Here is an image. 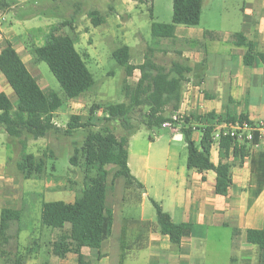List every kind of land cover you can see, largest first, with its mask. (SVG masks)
<instances>
[{"label":"crops","instance_id":"1","mask_svg":"<svg viewBox=\"0 0 264 264\" xmlns=\"http://www.w3.org/2000/svg\"><path fill=\"white\" fill-rule=\"evenodd\" d=\"M19 25L24 32L17 37L0 34V50L8 41L26 67L29 61L36 65L31 56L34 47L26 41L29 30L24 22ZM198 26H176L174 37L165 39L183 40L186 44H201L207 39L201 52L199 47L190 48V53L181 55L185 62L197 67L186 78L178 110L172 116L189 117L198 128L201 124L196 120L211 113L233 119L243 116L251 123L264 122V0H242L237 30H205ZM205 32L209 36L205 37ZM237 33L252 44L255 56L251 65L244 63L246 48L234 44L233 35ZM220 43L227 46L223 52ZM138 79L135 77L136 82ZM8 87L0 74V93L7 92ZM223 124L226 123H217L214 128ZM138 134L128 138L126 147L127 166L135 182L128 185L119 178L109 184L105 202L113 214L112 232L99 249H81L86 259L93 264H124L126 260L135 264H261L259 248L248 243L246 235L248 230H264V151L245 145L247 153L240 159L233 156V147L229 148L222 162L230 164L231 185L223 193L216 191L213 171L187 169L186 144L179 125L152 130L146 145L137 140ZM5 135L0 128L2 145L7 140ZM200 136L195 129L193 141L198 143ZM15 141L16 138L10 140L9 146L6 143V149L15 151ZM162 141L167 142L161 144L165 147L154 148ZM210 161L215 166L220 162L219 141L212 142ZM8 162L11 160L0 163V210H22L21 192V199L3 198L5 185L16 187L6 184L3 176ZM152 201L173 223L191 226L178 245L171 244L169 237L160 232L156 214L151 212ZM58 260L78 264L74 254Z\"/></svg>","mask_w":264,"mask_h":264},{"label":"trees","instance_id":"2","mask_svg":"<svg viewBox=\"0 0 264 264\" xmlns=\"http://www.w3.org/2000/svg\"><path fill=\"white\" fill-rule=\"evenodd\" d=\"M141 4L144 0H131ZM11 7L8 0H0V16ZM202 0H172V16L170 23L152 22L150 36L152 40L171 39L174 37L176 26L186 28L197 27L200 23ZM91 23L98 27L103 18L97 11L89 12ZM151 17V14H150ZM68 25L66 23L63 24ZM59 26H53L44 35L43 43L31 51L33 60L47 65L50 73L58 82L63 97L55 92L44 91L37 80L29 72L20 56L8 41L2 43L0 50V74L5 79L16 97L13 104L5 93H0V128L11 138L20 139L26 135L35 140L46 137L51 131L71 135L79 129H88L83 146L79 150L84 169L83 188L72 203L62 201L41 202L40 225L55 230L60 234L50 243L51 253L59 259H65L68 254L77 257L78 264H93L81 253L82 248L99 249L112 232L113 214L106 206V196L109 190L107 183L109 171L107 166H113L111 185L119 178L127 184L135 182L127 166V140L137 133L140 127L131 122V115L135 110L145 109L142 126L149 131L162 128L165 123L171 126L179 125L180 132L186 144L188 170L197 172L213 171L216 174V191L225 192L231 185L230 164L222 162L233 147V156L243 159L247 150L244 145H238L229 136L219 139L220 162L215 166L210 161V149L214 127L217 123H232L235 120L244 121L228 115L208 114L196 120L201 126L198 128L189 117L173 120L167 110H178L182 86L186 75L193 69L173 63L170 68L157 65L149 56L139 66L130 64V49L122 46L112 53L116 63L124 68L127 77H131L135 70L139 71V79L134 88L123 87L124 96L128 103L110 105L106 108L104 121L119 122L123 135L117 137L109 127L101 131H94L91 123L95 108L90 109V119L81 123L78 116H71L64 130L58 129L54 123V113L63 106L65 100H74L88 91L94 84L93 77L87 69L86 62L75 48L73 39L67 35L58 34ZM204 36H209L205 32ZM237 47L246 48L244 63L251 65L254 60L252 44L240 34L233 35ZM197 67V66H193ZM202 121L203 124H202ZM194 129L200 131V140L195 143L192 139ZM21 157L17 163V170L23 179L41 180L46 172V161L34 158L26 153L24 142H21ZM72 166H78V150L69 159ZM53 169V166H51ZM156 211V222L160 232L169 237L170 243L178 245L191 226L189 224H175L161 207L151 202ZM22 210L2 209L0 213V264H24V260L38 249L36 242L23 251L17 250L11 255L7 250L12 239L11 228L15 226L16 235L20 231V217ZM68 227V229H66ZM247 242L256 245L260 250V263L264 264V230H248Z\"/></svg>","mask_w":264,"mask_h":264},{"label":"rangeland","instance_id":"3","mask_svg":"<svg viewBox=\"0 0 264 264\" xmlns=\"http://www.w3.org/2000/svg\"><path fill=\"white\" fill-rule=\"evenodd\" d=\"M12 6L5 14L4 21L0 25V34L5 36H18L24 32L20 23L24 22L29 30L26 41L32 47H38L43 43L44 35L53 26H59L58 34L71 37L75 43V48L86 62L87 69L91 73L93 86L74 100H65L61 108L54 115V123L58 129L64 130L71 116H78L81 123H86L90 118V109L95 108L92 115L94 131H101L104 127H109L113 133L120 137L123 130L119 122L104 121L106 108L110 105L128 103L124 96L123 87L125 85L134 88L135 77H139V71L133 72L131 77H127L124 68L119 66L112 58V53L122 47L128 46L130 49V64L139 66L144 61L145 56H149L154 63L165 68H170L173 63L194 68L192 64L185 62L181 55L190 53V48H198L201 52L205 39L201 44H186L183 40H161L154 41L150 36V26L152 22L170 23L172 16V0H144L138 4L131 0H8ZM242 0H202V12L198 28L208 30L209 27L224 31L226 29L237 30L241 20ZM97 10L104 18V23L94 27L91 23L89 12ZM151 14V17H150ZM66 23L68 25L63 24ZM179 28H184L179 27ZM222 29V30H221ZM27 30V32H28ZM178 34V33H177ZM15 39V38H14ZM221 52L227 46L218 44ZM186 51V52H185ZM30 52V50H29ZM210 60V57H209ZM207 63L203 64L204 66ZM29 71L36 77L39 86L44 91L55 92L63 97V92L50 73L47 65L38 62L36 65L29 61L27 63ZM189 74L186 75V78ZM11 102L16 104V97L8 87L7 92ZM167 114L172 116L170 109ZM145 109L135 110L131 115L133 125L140 127L137 140L143 144L149 142L152 131L142 126ZM163 130H159L161 132ZM88 129H79L71 135L63 132L51 131L46 137L33 139L26 135L16 139V149H6L11 138L5 135L6 143H0V163L8 162L5 173L7 183L16 186L9 188L5 185L3 198L7 201L21 199L20 231L16 233L15 226L11 228V235L7 250L14 255L17 250L20 252L36 242L38 249L24 260V264H69L58 260L51 253L50 243L55 241L60 234L59 230L41 227L40 209L41 202L62 201L71 203L77 194H80L83 186L84 169L79 150L83 146ZM21 142H24L26 153L33 154L36 159L46 161V172L41 180L23 179L17 171L15 165L20 161ZM161 143L154 148L165 147ZM78 150V166H72L69 159L74 151ZM14 153V154H13ZM53 166V169L51 168ZM115 167L108 166L109 171L107 183H111V177ZM121 181H124V179ZM126 181V180H125ZM48 190V191H47ZM11 199V200H10ZM154 207L151 212L156 214ZM135 210V209H134ZM1 213V210H0ZM68 229V227H66ZM127 254L122 252V257ZM2 260L0 259V263ZM114 262V261H113ZM124 264H135L126 260Z\"/></svg>","mask_w":264,"mask_h":264},{"label":"built area","instance_id":"4","mask_svg":"<svg viewBox=\"0 0 264 264\" xmlns=\"http://www.w3.org/2000/svg\"><path fill=\"white\" fill-rule=\"evenodd\" d=\"M3 17L0 18V25ZM173 120H181L182 117L173 115ZM162 128H172L170 123H165ZM195 130V129H194ZM221 136H229L234 139L238 145H247L252 148L264 151V122L251 123L248 120H235L232 123L220 125L214 129L212 140L219 141Z\"/></svg>","mask_w":264,"mask_h":264}]
</instances>
